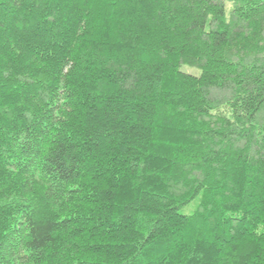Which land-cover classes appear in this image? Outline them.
Returning a JSON list of instances; mask_svg holds the SVG:
<instances>
[{"label":"trees","instance_id":"trees-1","mask_svg":"<svg viewBox=\"0 0 264 264\" xmlns=\"http://www.w3.org/2000/svg\"><path fill=\"white\" fill-rule=\"evenodd\" d=\"M0 264H264V0H0Z\"/></svg>","mask_w":264,"mask_h":264},{"label":"rangeland","instance_id":"rangeland-1","mask_svg":"<svg viewBox=\"0 0 264 264\" xmlns=\"http://www.w3.org/2000/svg\"><path fill=\"white\" fill-rule=\"evenodd\" d=\"M231 7H232L231 3L230 2H227L226 3L227 14H229V11H230ZM182 69L185 70V71H189V72H196V73L199 72L198 69L192 68V67L186 66V65L183 66ZM193 206H194V203L193 202L192 203H189L188 205H186V206L183 207L182 211L185 212V213H191L192 212V209H193Z\"/></svg>","mask_w":264,"mask_h":264}]
</instances>
